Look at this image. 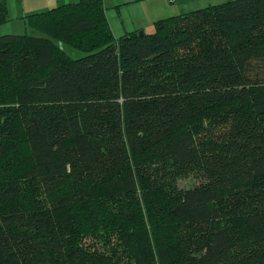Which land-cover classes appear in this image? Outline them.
<instances>
[{
    "label": "trees",
    "instance_id": "obj_1",
    "mask_svg": "<svg viewBox=\"0 0 264 264\" xmlns=\"http://www.w3.org/2000/svg\"><path fill=\"white\" fill-rule=\"evenodd\" d=\"M26 18L0 36V264H264V0L119 37L104 0Z\"/></svg>",
    "mask_w": 264,
    "mask_h": 264
},
{
    "label": "rangeland",
    "instance_id": "obj_2",
    "mask_svg": "<svg viewBox=\"0 0 264 264\" xmlns=\"http://www.w3.org/2000/svg\"><path fill=\"white\" fill-rule=\"evenodd\" d=\"M229 0H178L179 3H177V8H180L181 6H191L194 8L197 7H204L211 4H219L223 3ZM106 11H107V17L108 19L112 20L113 24V32L116 36H119V32L122 29V18L126 20V23L132 27V23L136 22L138 27H149L153 24L154 20L156 18H159L158 16L163 13V11L169 8H174L175 3H173L171 0H135L129 5H123L122 6V12L123 17L119 16V13L116 9V7H113L115 4V1L113 0H104ZM129 7V8H128ZM165 8V9H164ZM132 13V14H131ZM134 13V14H133ZM137 14V15H135ZM136 16V20H133V17ZM10 21V22H9ZM21 21V22H20ZM8 22V23H7ZM5 24V26L0 25V35L4 33L12 32L13 34H31L40 36L41 33L37 29L31 27L29 24L25 23L24 20H18V19H10ZM110 24V25H111ZM56 43L71 57L73 58H79L87 54L84 51H81L67 43H64L62 41H56ZM199 182V178L190 175L189 177L182 178L179 181V184L181 187H192L196 185Z\"/></svg>",
    "mask_w": 264,
    "mask_h": 264
},
{
    "label": "crops",
    "instance_id": "obj_3",
    "mask_svg": "<svg viewBox=\"0 0 264 264\" xmlns=\"http://www.w3.org/2000/svg\"><path fill=\"white\" fill-rule=\"evenodd\" d=\"M76 1H78V0H7V5H8V8H9V12H10V19H12V20L13 19L24 20L25 23H27V25H28L27 18H26L28 15H30L32 13L43 12V11L49 10L51 8H54L56 6H60V5L65 4V3L76 2ZM113 1H115V4L113 5V7H116V9H117V11L119 13V16L123 17L124 14L122 12V6L123 5H129L135 0H113ZM171 1L173 3H175L174 8H172V9L169 8L168 10H166L164 8L165 10L163 11V13L160 14L158 16L159 18H156V19H160V18L169 16V15H175V14H178V13H183V12L190 11L192 9L200 8V7L194 8V7H191V6H181L180 8H177L176 5H177V3H179L178 0H171ZM213 1H217V0H213ZM106 9L107 8L105 6V10ZM106 15H107V11H106ZM135 15H137V14H135ZM108 20H109V22L111 24L112 20L111 19H108ZM133 20H136V16L133 17ZM121 22H122V29L119 32V36H122L124 34H128L130 32L139 31V30H142V29L149 30L151 28V25L149 27H147V28H145V27H141L140 28V27L137 26L138 24L136 22H133L132 23L133 26L130 27L126 23V20L124 18H122ZM5 24L6 23L2 24V26H5ZM111 27L113 28V24H111ZM113 30H114V28H113ZM4 34H13V33L9 32V33H4ZM1 35H3V34H1ZM119 36H117V37H119Z\"/></svg>",
    "mask_w": 264,
    "mask_h": 264
},
{
    "label": "water",
    "instance_id": "obj_4",
    "mask_svg": "<svg viewBox=\"0 0 264 264\" xmlns=\"http://www.w3.org/2000/svg\"><path fill=\"white\" fill-rule=\"evenodd\" d=\"M138 34L142 35L143 31H139ZM135 35H137V33H135Z\"/></svg>",
    "mask_w": 264,
    "mask_h": 264
}]
</instances>
